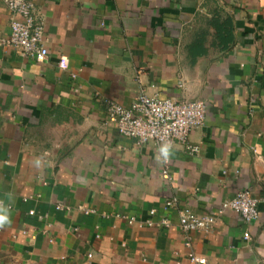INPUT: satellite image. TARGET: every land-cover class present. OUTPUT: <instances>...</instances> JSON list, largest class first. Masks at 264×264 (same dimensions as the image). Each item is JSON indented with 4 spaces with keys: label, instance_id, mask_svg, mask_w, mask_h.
<instances>
[{
    "label": "crops",
    "instance_id": "obj_1",
    "mask_svg": "<svg viewBox=\"0 0 264 264\" xmlns=\"http://www.w3.org/2000/svg\"><path fill=\"white\" fill-rule=\"evenodd\" d=\"M29 1L48 57L0 45V264H194L179 209L211 213L244 190L259 219L227 211L191 235L192 251L264 264V0ZM16 18L0 0V41ZM140 93L206 105L190 136L199 152L167 154L172 182L153 143L107 122L105 100L128 107ZM172 197L178 208L166 210Z\"/></svg>",
    "mask_w": 264,
    "mask_h": 264
},
{
    "label": "built area",
    "instance_id": "obj_2",
    "mask_svg": "<svg viewBox=\"0 0 264 264\" xmlns=\"http://www.w3.org/2000/svg\"><path fill=\"white\" fill-rule=\"evenodd\" d=\"M7 5L12 14L17 16L11 22L10 36L1 39L0 45L11 46L22 57H31L38 61H44L48 57V50L44 45L46 32L45 23L35 15L34 6L29 0H1ZM58 66L62 70L69 68L66 57L61 56ZM106 118L109 124L116 126L118 133L138 145L153 143L159 151L164 167L162 177L167 182H172L170 172V158L167 156L170 149L181 147L187 155L193 156L199 152V147L190 142L193 132L201 129L206 122L207 109L201 101H187L175 98L161 99L151 97L145 93L136 96L130 106L126 107L120 103L107 99ZM35 197L25 198L27 202ZM178 199L169 198L165 202V209H177ZM3 204L0 202V206ZM57 209H62L60 206ZM227 211L238 214L245 225H251L259 219L258 201L253 198L249 191L238 192L232 199H227L220 204L214 212L197 214L190 208H181L178 211L179 226L185 234L184 246L188 250V259L194 264H213L205 257L196 255L192 251V237L195 232H211L218 219ZM87 214L91 211L85 210ZM36 215V211L29 212ZM156 214V210L150 212ZM129 226L153 227L156 223L152 220L138 222L135 217H128ZM158 226L170 228L171 222L163 219ZM244 239L249 240L250 234L246 232ZM92 258V255L88 256Z\"/></svg>",
    "mask_w": 264,
    "mask_h": 264
},
{
    "label": "clouds",
    "instance_id": "obj_3",
    "mask_svg": "<svg viewBox=\"0 0 264 264\" xmlns=\"http://www.w3.org/2000/svg\"><path fill=\"white\" fill-rule=\"evenodd\" d=\"M9 222L8 210L5 207L0 206V225L7 224Z\"/></svg>",
    "mask_w": 264,
    "mask_h": 264
},
{
    "label": "trees",
    "instance_id": "obj_4",
    "mask_svg": "<svg viewBox=\"0 0 264 264\" xmlns=\"http://www.w3.org/2000/svg\"><path fill=\"white\" fill-rule=\"evenodd\" d=\"M222 31H224V27L223 28H218V32L219 33H222ZM227 33H229V32L227 31ZM228 45H229V42L228 41H222L221 44H220L221 47H223V46L226 47Z\"/></svg>",
    "mask_w": 264,
    "mask_h": 264
}]
</instances>
